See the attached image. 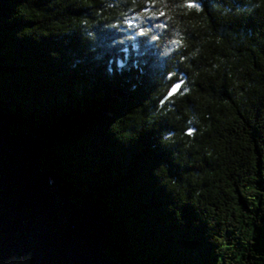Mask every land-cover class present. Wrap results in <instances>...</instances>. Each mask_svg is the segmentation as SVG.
<instances>
[{"label": "trees", "instance_id": "obj_1", "mask_svg": "<svg viewBox=\"0 0 264 264\" xmlns=\"http://www.w3.org/2000/svg\"><path fill=\"white\" fill-rule=\"evenodd\" d=\"M203 3L0 0V107L121 264H264V0Z\"/></svg>", "mask_w": 264, "mask_h": 264}, {"label": "water", "instance_id": "obj_2", "mask_svg": "<svg viewBox=\"0 0 264 264\" xmlns=\"http://www.w3.org/2000/svg\"><path fill=\"white\" fill-rule=\"evenodd\" d=\"M47 146L17 133L0 107V264H121L107 254L109 219L76 203L70 182L42 166Z\"/></svg>", "mask_w": 264, "mask_h": 264}, {"label": "snow or ice", "instance_id": "obj_3", "mask_svg": "<svg viewBox=\"0 0 264 264\" xmlns=\"http://www.w3.org/2000/svg\"><path fill=\"white\" fill-rule=\"evenodd\" d=\"M155 2H156V0H146V7H145L146 13L149 11L148 6H150L153 9L155 8ZM202 5L204 7H207V5L203 3V0H199V2H196V0H185V4L183 6L188 8V9H199ZM164 15H165L164 12H159L158 14L155 12H152L151 15L147 16V19L148 20H153V19L158 20L160 17H162ZM159 26L164 27L163 24H161ZM140 34L143 35L144 32L141 31ZM173 43L180 44V41L179 40L173 41ZM181 88H182V83H174L169 89V92H168L169 97H171L172 95H175ZM188 135H192V132L190 131L188 133Z\"/></svg>", "mask_w": 264, "mask_h": 264}]
</instances>
